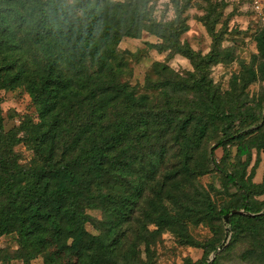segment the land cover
<instances>
[{"label": "trees", "instance_id": "1", "mask_svg": "<svg viewBox=\"0 0 264 264\" xmlns=\"http://www.w3.org/2000/svg\"><path fill=\"white\" fill-rule=\"evenodd\" d=\"M143 3L144 0H126L105 4L104 0H94L91 4L89 0H76L72 8L63 0H0V60L5 72L14 69L12 77L6 79L7 84L11 87L14 82L24 80L27 93L37 107L39 134L30 137L29 144L40 156L38 166L30 170L16 167L10 163L9 143H0V195L3 196L0 235L16 231L20 240L29 244V250L21 246L20 258L25 262L44 254V264H135L130 259V249L118 254L117 247L125 239L132 241L133 235L136 240L144 239L147 232L133 225L138 218L134 219L133 199L126 196L118 203L114 201L115 186L120 184L117 176L129 178L136 173L134 166L151 172L153 151L162 164V153L168 144L163 142L168 135L172 136L168 138L172 142L179 138L190 140L186 129L193 116L190 110L180 118L174 90L170 91L171 96H164L168 100L166 105L155 110L134 86L117 83L127 65L123 56L133 57L125 53L116 60L117 25L133 26L126 27L123 36L135 37L146 18ZM146 26L144 30L161 39L167 38L164 28ZM25 40L38 49L35 71L17 68L20 42ZM257 47L264 57L263 38L257 40ZM164 49L189 60L193 58L188 49L173 42ZM195 70L196 79L181 86L199 96L204 79L200 67L195 65ZM206 99L203 112L207 118L224 122L225 137L211 150L226 140L250 133L242 125L245 119L238 121L231 112L223 110L213 94ZM119 104L122 111L117 116L115 108ZM61 107L65 109L59 111ZM80 111L84 112L82 120L77 117ZM260 114L264 122V104ZM226 127H233L231 133ZM197 133L203 134L201 127ZM171 144L181 148L180 173L190 180L193 173L188 172L189 165H193L192 152L198 143ZM218 170L225 185L240 192L241 204L214 213L207 201L204 214L222 218L230 211L240 210L244 215H252V219L262 224L264 245V206L253 211L248 205L247 187L237 183L233 175ZM15 175L19 178L13 181ZM168 179H174L172 185H177L176 172H170ZM157 184H154L156 188L152 187L154 210L163 213L160 203L171 194L164 189L163 182ZM254 187L264 192V182ZM142 191L139 186L136 199ZM87 211H99L106 217L93 226L95 235L84 230V225L91 222ZM233 215L236 219L228 217L227 222L231 233H236L237 215L241 214ZM128 221L131 225L120 231L121 225ZM163 221L159 216L154 224L159 228L170 225ZM202 248L204 255L216 252V248L208 249L206 244Z\"/></svg>", "mask_w": 264, "mask_h": 264}, {"label": "rangeland", "instance_id": "2", "mask_svg": "<svg viewBox=\"0 0 264 264\" xmlns=\"http://www.w3.org/2000/svg\"><path fill=\"white\" fill-rule=\"evenodd\" d=\"M63 1L75 8L71 0ZM89 1L92 4L94 0ZM104 1L105 4L126 2ZM147 3L148 0H144L142 5L146 11L145 21L133 38L138 37L142 31H147L143 27L148 24L164 28V36L167 38L162 39L164 41L162 47L168 48L173 42L178 47L188 49L193 54L192 60L188 61L194 69L195 65L200 67L204 79L201 85L204 88H201L200 95L197 96L192 90L181 86L190 85L196 79V70L188 72L183 69L180 71L170 69V61L177 55L184 57L171 49L155 48L160 54L168 53L164 62L153 60L150 53L155 45H145L135 51L131 50L134 45H130L128 49L122 51L117 44L120 40L129 38L123 35L126 27L133 26L117 25L118 41L114 52L116 60L125 53L133 54L132 58L123 56L127 59V65L117 79L118 85L127 83L134 86L140 95L145 96L146 103L153 105L155 110L158 106L160 108L166 105L168 100L164 96H171L170 91L174 90L176 93L174 100L178 101L180 118H184L190 110L193 111L186 129V135L190 140L180 141L179 138L172 142L168 139L172 136L168 135L163 142L168 144L162 153V164L155 158L153 151L150 154L151 162L154 161L151 172L134 166L136 173L129 178L117 176L120 184L115 186L114 201L118 203L126 196L133 199L134 219L138 217L133 225L140 231L147 232L144 239L136 240V236L133 235L130 242L126 239L121 241L117 253L123 254L130 249V259L135 264H206L212 256L209 264H264L263 230L259 220L252 219V215H237L238 230L231 233V227L225 226L221 217L204 214L207 201L214 213L241 204L240 192L225 185L224 177L218 169L233 175L237 183L247 187L249 191L247 201L253 211L264 206V192L254 187L264 182V122L260 114L264 104V57L258 52L257 47V40L260 38L264 40V9L260 13L254 10L257 5H264V0H173L177 19L167 25L156 23L152 17L153 9H149ZM245 4L250 10L242 12ZM192 8L197 12H203L204 15H191ZM234 18L247 21L246 29H242L241 24L233 26ZM192 21L196 23L192 24ZM199 25H203L207 36L211 38L210 45L204 33L200 32ZM225 42L228 46L222 47ZM209 47L211 51L206 53L205 50ZM20 48L21 55L19 54L17 68L24 72L35 71L36 59L39 58L38 49L26 40L20 42ZM208 55L212 57L200 61ZM13 72L14 69L5 72L4 63L0 60V143H9L7 152L10 153V163L30 170L41 161L40 156L29 144L31 143L29 138L39 134L37 107L27 93L24 80L8 86L6 79L11 78ZM210 94H213L215 102L223 110L231 112L238 121L244 118L245 123L242 125L250 131L249 134L226 140L220 147L212 150L218 141L224 139L225 133L223 121L216 118L208 119L203 112L206 108L204 104H207L206 97ZM72 108L77 109L75 106ZM63 109L65 107H61L59 111ZM82 111L77 113L81 120L82 113L84 115ZM115 111L118 116L122 111L120 104ZM77 123H80L79 119ZM23 127L26 131L22 130ZM199 127L203 130L201 136L197 133ZM226 129L231 133L233 127ZM171 143H198L192 152L193 165H189L188 172L193 173L190 180H185L186 175L180 173L183 170L181 148ZM170 172H176L177 185H172L174 179H168ZM18 178L19 176L15 175L13 181ZM159 182H163L164 189L171 194L164 197L160 203L163 213H155L154 210L152 187L156 188ZM139 186L143 191L140 198L136 199ZM2 197L0 195V199ZM87 214L91 222L84 225V230L95 235L97 232L93 226H98L95 224L105 221L106 217L99 211H87ZM159 216L164 219L162 223L170 225L165 228L156 227L154 222ZM234 216L230 215L229 218ZM126 225L131 224L129 221L123 223L120 231H126ZM225 227L228 228L226 239ZM158 228L161 230L154 233ZM224 240V246L216 250L215 254L204 255L203 244H206L208 249H217ZM21 246L24 250L30 249L27 242L20 240L16 231L0 235V264L45 263L44 254L37 255L28 262L22 260Z\"/></svg>", "mask_w": 264, "mask_h": 264}, {"label": "clouds", "instance_id": "3", "mask_svg": "<svg viewBox=\"0 0 264 264\" xmlns=\"http://www.w3.org/2000/svg\"><path fill=\"white\" fill-rule=\"evenodd\" d=\"M76 0H71V3L75 5ZM147 7L149 9H153L152 11V17L155 19L157 24H169L170 22H173L177 19L176 15V8L173 4V0H148ZM264 9V5H257L255 7V11L257 13H260L261 10ZM249 6L245 4L241 11L247 12L249 11ZM231 11V8L229 9ZM191 15H199L203 16V12H197L195 8H192L190 10ZM195 21H192V24H195ZM233 26L236 24H241L242 29H246L247 21H243L239 18H234L232 21ZM219 27V26H218ZM200 32L204 33L207 43L211 44V38L207 36L206 30L204 29L203 25H199ZM191 34V33H190ZM164 41L155 34L150 33L149 31H142L138 37L132 38L129 37L127 40H120L117 44V47L120 48L122 51L125 49H128L130 45H134L132 47V51H135L137 48H142L145 45H161ZM228 44L225 42L222 44V47H227ZM207 52L211 51V48H207ZM151 56L155 62H164L166 56L168 55L167 52L160 54L158 53L155 48L151 50ZM169 68L174 71H180L181 69L186 70L188 72H194L195 69L192 67L190 62L187 58L181 57L177 55L172 61L169 62Z\"/></svg>", "mask_w": 264, "mask_h": 264}, {"label": "water", "instance_id": "4", "mask_svg": "<svg viewBox=\"0 0 264 264\" xmlns=\"http://www.w3.org/2000/svg\"><path fill=\"white\" fill-rule=\"evenodd\" d=\"M233 214H243L242 211H230L228 212L227 214H225L223 217H222V221H223V224L225 226H228V222H227V218L230 216V215H233ZM227 235H228V228L225 227V234H224V237L225 239L227 238ZM224 243H225V240L218 246V248L216 249L217 251L220 250L223 246H224ZM213 256L209 259V261L206 263V264H209V262L212 260Z\"/></svg>", "mask_w": 264, "mask_h": 264}]
</instances>
